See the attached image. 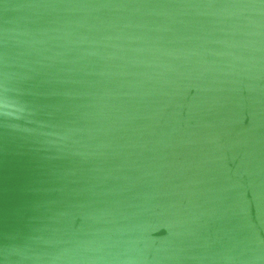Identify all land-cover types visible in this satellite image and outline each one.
Segmentation results:
<instances>
[{
  "label": "water",
  "instance_id": "obj_1",
  "mask_svg": "<svg viewBox=\"0 0 264 264\" xmlns=\"http://www.w3.org/2000/svg\"><path fill=\"white\" fill-rule=\"evenodd\" d=\"M0 264H264V0H0Z\"/></svg>",
  "mask_w": 264,
  "mask_h": 264
}]
</instances>
